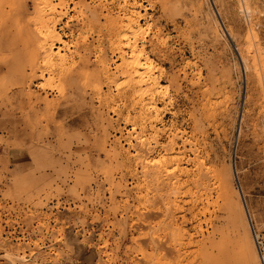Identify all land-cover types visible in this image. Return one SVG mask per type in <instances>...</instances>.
<instances>
[{
	"label": "rangeland",
	"instance_id": "1",
	"mask_svg": "<svg viewBox=\"0 0 264 264\" xmlns=\"http://www.w3.org/2000/svg\"><path fill=\"white\" fill-rule=\"evenodd\" d=\"M38 1L0 0V264H260L264 0H130L156 114L105 78L121 0H46L73 19L48 74Z\"/></svg>",
	"mask_w": 264,
	"mask_h": 264
},
{
	"label": "bare ground",
	"instance_id": "2",
	"mask_svg": "<svg viewBox=\"0 0 264 264\" xmlns=\"http://www.w3.org/2000/svg\"><path fill=\"white\" fill-rule=\"evenodd\" d=\"M118 2H120V1H118ZM120 3L122 4V6H120V8L122 9V11L124 10V12H126V13L119 20V23H113V27L115 26L116 28H118L117 29L118 31H116L117 36L120 34V32H123L124 34L122 36L121 35L118 36L120 39L119 40L120 43H119V45L115 46V49L113 50V52H114L113 56H115L117 59H120L121 62L119 61L120 63H115V64H118L117 65L118 67L108 66L107 70H106L107 72H109L112 68V70H116L114 73H116L118 75L116 77H114V76H111L110 74H107L105 78L109 80L108 81L109 85H112L115 83V81H116L115 79L119 80L118 76H121V77L124 76V78L126 77L125 78L126 83L124 85H121V83L123 82L124 79L119 81L120 83H115L114 86L112 85L114 87L113 90L116 92V95L121 97L120 99H126V98L129 99L131 97L133 99L135 97H138V99H139V96L141 98L142 96H145V95L146 96L151 95L152 96L151 102L148 103L149 107L148 108L146 107V108L153 110V112H154V110L155 111L158 110V109H156V105L154 103V98L157 97V94H159L158 90L161 89L162 85L159 83L158 76L155 75L156 72H158L159 68L156 65H154L153 60H151V58L148 55L149 53L146 51L144 45H142L141 42L139 41L140 35L142 33V30H140V22L144 18V16L141 15L138 10H139L140 6H142V4L141 3L138 4V2H133L131 4L130 0H121ZM59 4L60 3H58V5H55V6H49L47 4L46 0H39L38 2H36L38 9L36 10V16L33 19V22L36 25H38L36 32L41 38V45L39 46V49L44 55V61L42 60L43 61V67H45L43 70V73L47 72V74L50 73V71H51L50 65L53 64L52 61H54V59L56 57L60 58V56H58L59 52L56 50L58 48H63L66 46L68 47L67 44L69 42H67L65 40L66 37L62 33L61 30L66 28V27L68 28L69 22H71L73 20V19L69 18V20L67 21L65 18L66 17L65 13H66L67 7H66L65 12H63V14H65L64 16L60 17V19H58V21L54 19L55 13L58 12ZM130 4L132 5V8H131ZM63 9H65V8H63ZM63 23H64V26H62ZM70 33H72V32L70 31ZM112 39L113 38H111L110 40H112ZM42 53H40V54H42ZM75 54H77V53L75 52ZM56 61H58V59ZM122 78H120V79H122ZM164 87H166V86H164ZM43 90H44V88H43ZM165 90H167V89H165ZM160 93H161V90H160ZM164 93H166V92H164ZM159 95H161V94H159ZM149 98H150V96H149ZM162 98L164 100L167 97H165V95L163 94ZM127 102H128V100H127ZM140 102H142V101H140ZM145 102H147V101L145 100ZM142 104H144V103H142ZM159 110H162V109H159ZM159 110H158V112H160ZM151 113H150V115H151ZM157 115H156V117H157ZM144 116H145V114H144ZM174 139H175V137H174ZM173 141H172L173 143H170L169 147H167L168 149H165L163 151L162 155L160 157H158L157 160H154L152 163L154 170H157L156 175H155V182L157 183V185H158V180H159L158 179V174L160 172L159 169H161L164 172V174L169 178V180H171L170 178H174L176 176V171L179 169V167L181 165L180 161L183 159L182 155H178L177 153H176V155H174V154L170 155L174 149L175 140H173ZM138 146L144 148V146H146V143L141 142ZM138 153H140V152L137 151L136 159H140V157H141ZM195 160L197 161L198 157H196ZM204 165H205L204 163H201V167H204ZM217 176H218L217 173H215V177H217ZM176 180H177V178H176ZM176 180H175V183H177ZM174 186H176V185H174ZM171 190L173 191V189H171ZM221 192L224 193V191H221Z\"/></svg>",
	"mask_w": 264,
	"mask_h": 264
},
{
	"label": "built area",
	"instance_id": "3",
	"mask_svg": "<svg viewBox=\"0 0 264 264\" xmlns=\"http://www.w3.org/2000/svg\"><path fill=\"white\" fill-rule=\"evenodd\" d=\"M260 264H264V254H262V253L260 256Z\"/></svg>",
	"mask_w": 264,
	"mask_h": 264
}]
</instances>
